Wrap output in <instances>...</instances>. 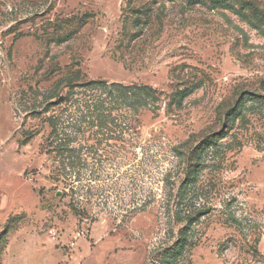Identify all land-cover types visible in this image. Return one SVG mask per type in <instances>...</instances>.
Wrapping results in <instances>:
<instances>
[{
  "label": "rangeland",
  "instance_id": "rangeland-1",
  "mask_svg": "<svg viewBox=\"0 0 264 264\" xmlns=\"http://www.w3.org/2000/svg\"><path fill=\"white\" fill-rule=\"evenodd\" d=\"M0 264H264V0H0Z\"/></svg>",
  "mask_w": 264,
  "mask_h": 264
},
{
  "label": "trees",
  "instance_id": "trees-1",
  "mask_svg": "<svg viewBox=\"0 0 264 264\" xmlns=\"http://www.w3.org/2000/svg\"><path fill=\"white\" fill-rule=\"evenodd\" d=\"M215 1L220 2L221 0H215ZM95 83H97V82L89 83V85L95 84ZM197 85H198V83H195V82L194 83L193 82L192 83H189V82L188 83H185L183 85V89L179 91L178 95H187V94H190L197 87ZM120 90H121V92L126 91L124 87H120ZM132 90L138 91V92L141 93V92H145L146 91V88L139 87L138 89H132ZM231 114L232 113H230L229 116ZM193 170H194V165H192V164L190 165L188 163V170L186 172H187V174H189V178L187 177L185 179V181L183 182L182 186H181V191H182L183 195L186 193V191L188 189V186H189V183H191V181H189V180H191V178H193L194 175H195V173H194L195 170L194 171ZM187 218H189V216H187ZM184 247H185V243L184 242L177 244L175 246L174 251H173L174 252V257L176 256V254H180V252L183 251Z\"/></svg>",
  "mask_w": 264,
  "mask_h": 264
}]
</instances>
